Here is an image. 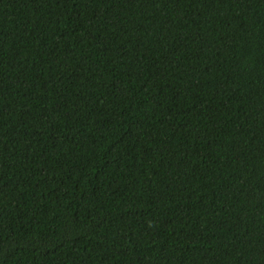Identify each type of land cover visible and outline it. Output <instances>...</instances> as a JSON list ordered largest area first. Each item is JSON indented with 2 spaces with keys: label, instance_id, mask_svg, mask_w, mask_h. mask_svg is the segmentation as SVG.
Returning a JSON list of instances; mask_svg holds the SVG:
<instances>
[{
  "label": "trees",
  "instance_id": "1",
  "mask_svg": "<svg viewBox=\"0 0 264 264\" xmlns=\"http://www.w3.org/2000/svg\"><path fill=\"white\" fill-rule=\"evenodd\" d=\"M0 264H264V0H0Z\"/></svg>",
  "mask_w": 264,
  "mask_h": 264
}]
</instances>
